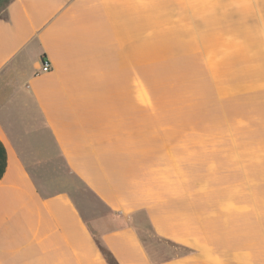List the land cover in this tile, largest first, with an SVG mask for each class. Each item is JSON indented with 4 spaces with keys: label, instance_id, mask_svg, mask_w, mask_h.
<instances>
[{
    "label": "crops",
    "instance_id": "obj_1",
    "mask_svg": "<svg viewBox=\"0 0 264 264\" xmlns=\"http://www.w3.org/2000/svg\"><path fill=\"white\" fill-rule=\"evenodd\" d=\"M260 2L7 1L0 13V264H108L99 246L118 264H207L223 237L238 254L239 227L250 235L254 194L245 213L235 189L241 181L252 189L251 179L220 180L217 160L192 178V140L220 152L229 173L240 154L232 143L219 146L232 140L229 132L192 133L209 121L196 125L191 105L211 102L222 111L264 90L246 64L256 40L238 31L256 20L264 27ZM162 27H177L171 37L183 51L144 62V44L175 43L155 35ZM240 51L245 61L236 58ZM212 55L229 57L224 71L211 67ZM42 62L49 71H40ZM159 69L171 75L163 82L170 92L191 88L180 82L199 71L211 80L209 97L204 80L200 99H159L152 77ZM146 226L189 254L154 261L139 234Z\"/></svg>",
    "mask_w": 264,
    "mask_h": 264
},
{
    "label": "rangeland",
    "instance_id": "obj_2",
    "mask_svg": "<svg viewBox=\"0 0 264 264\" xmlns=\"http://www.w3.org/2000/svg\"><path fill=\"white\" fill-rule=\"evenodd\" d=\"M7 1L8 0H0V13ZM176 1L179 2V0ZM262 1L263 0H261L260 2V6H262L263 10L260 14L264 19V5ZM250 23L252 22H249L248 24ZM258 23V20H256L255 26H246L245 23V25L243 27H240L238 30L240 35H250L251 38L253 37V39L256 40V43L254 45H251L254 49L252 59L249 58V60L246 61V64H253L252 69L250 68V70L248 69V71H255V73H257L255 74L254 79V83L256 84V86H260L262 85V81L264 82V27H258ZM163 24H165L164 19ZM176 28L168 29L166 27H162V29H158L159 31H157L155 35L158 34V36H160V38L163 40L173 39L175 40V43L167 44L165 42H160L156 45L144 44V62L162 59V57L167 56V54L170 52L176 54L183 51L182 45L178 44L176 39L171 37V31H175ZM145 30L147 29H145L144 27V32ZM210 46L214 47L217 45ZM237 55L238 56L236 58L238 59L244 58L241 51ZM228 58L229 57L225 58L224 55H221L218 59H215L212 55L211 67L216 71H224V66L227 63ZM180 72L182 73L184 71ZM152 74L154 83H156V79H158V82L160 83L158 92L159 99H163V96H165L164 98H166L167 96H169V94L171 95V97L173 96L172 94H174L176 99L181 96L182 98L185 97L189 100L198 98L200 99V90H198V85L204 80L207 82L205 87V94L207 98L209 97V81L211 80H207V77L200 76L199 71H186L184 79L180 82L181 84L186 83L187 85H190L191 88L184 86L180 89H173L174 91L172 90L171 92L168 86L163 85V82L168 83L172 80V78L170 77L171 75H168L167 71L159 69L154 71ZM254 94L255 95L250 98V103L244 99H239L234 103L226 102L223 106L222 111V108L218 107V109H216L211 102L207 106L202 104L203 107H201L200 102L192 101L193 106L191 105V115L192 117L198 119L200 117V119L196 120V122L194 123L197 125L198 121H204V119H207L209 121V123H206L207 128H200V126L197 125L192 128V133L229 132L231 133L232 138H228L232 139L231 141L222 140L217 142L219 143V146L221 148H224L225 145H228V143H232L233 147L235 146L236 148H238L240 154L239 158H237V163L236 160L233 159L232 173H229L230 168L228 171V166H226L227 162L224 161L220 156H218L220 152H215L217 150L214 148L203 146L202 144H204L206 141L192 140L189 154L192 178L193 176H195V173H199V171L202 170L206 164H212L215 167V162L217 160L218 164L216 166V171L219 173L218 176L220 177V180L223 179L226 174L227 177H225V181L230 179L234 180L235 177L238 180L243 179L245 176L247 177V175V179H251L250 182L252 184V189H248L245 181L239 182V188L235 189L236 192H238L239 190V204L242 212L245 211V213H248L247 209H252L253 204L251 196L249 197V200L247 197L250 194V190L254 194V211L253 214L248 213L249 215L254 216V218L249 217V219L252 221V223L249 224L250 235H245L244 237L245 224L239 227V235L236 238V245H234L235 247L233 248L239 250L238 254H236V252H232L230 246L228 245L230 241L226 239L227 237H223L222 241L219 244V247H221L222 250L217 254V256L214 251L211 252L210 249L208 250V254H206V256H208L207 264H215V260L218 264H264V235H262V230H260V226L264 223V90L256 91V93ZM144 99H146L145 93ZM206 104H208V102ZM210 104L212 107H210ZM183 111V109L179 110L178 114L185 113ZM215 112H220V114L223 112L225 113V115H221L219 117V120H223L224 123H221V121L217 119L215 120ZM180 115L182 116V114ZM241 220L243 219L241 218ZM142 221L145 220L142 219ZM139 234L141 240L144 242L146 248L148 249V252L150 253L154 261H161L168 256H176L182 254L186 255L187 253L189 254L188 251L178 248L176 244L167 242L163 239H159L157 236H155L150 227L146 226L144 228H139ZM246 243H249V245H245ZM212 249H215L214 243H212ZM189 250L192 251L191 249Z\"/></svg>",
    "mask_w": 264,
    "mask_h": 264
},
{
    "label": "trees",
    "instance_id": "obj_3",
    "mask_svg": "<svg viewBox=\"0 0 264 264\" xmlns=\"http://www.w3.org/2000/svg\"><path fill=\"white\" fill-rule=\"evenodd\" d=\"M99 249L108 264H118L108 250H106L105 248L101 246H99Z\"/></svg>",
    "mask_w": 264,
    "mask_h": 264
},
{
    "label": "built area",
    "instance_id": "obj_4",
    "mask_svg": "<svg viewBox=\"0 0 264 264\" xmlns=\"http://www.w3.org/2000/svg\"><path fill=\"white\" fill-rule=\"evenodd\" d=\"M50 70V65L48 62H42L41 66H40V71L41 72H47Z\"/></svg>",
    "mask_w": 264,
    "mask_h": 264
}]
</instances>
